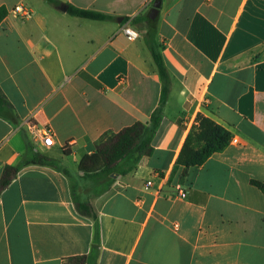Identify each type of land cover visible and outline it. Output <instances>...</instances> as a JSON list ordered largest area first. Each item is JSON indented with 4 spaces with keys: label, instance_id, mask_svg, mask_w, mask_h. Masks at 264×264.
Listing matches in <instances>:
<instances>
[{
    "label": "crops",
    "instance_id": "obj_1",
    "mask_svg": "<svg viewBox=\"0 0 264 264\" xmlns=\"http://www.w3.org/2000/svg\"><path fill=\"white\" fill-rule=\"evenodd\" d=\"M58 1L0 0V178L29 149L60 163L23 168L0 195V264L90 255L95 223L72 196L87 181L79 163L106 132L147 124L160 105L145 24L132 22L157 0ZM19 5L30 19L12 12ZM156 40L169 82L154 152L91 199L101 235L92 264H264V194L251 184L264 182V0H162ZM199 114L238 142L183 177L176 161ZM31 121L52 128L54 146L33 141Z\"/></svg>",
    "mask_w": 264,
    "mask_h": 264
},
{
    "label": "trees",
    "instance_id": "obj_2",
    "mask_svg": "<svg viewBox=\"0 0 264 264\" xmlns=\"http://www.w3.org/2000/svg\"><path fill=\"white\" fill-rule=\"evenodd\" d=\"M55 6L60 5L58 0H45ZM68 13L90 20L107 21L111 17L99 12L83 10L73 6L69 7ZM8 15L5 7H0V24ZM133 24L144 23L143 35L154 63L164 84L160 105L151 115L149 123L137 122L118 133L106 132L97 142L96 151L86 155L79 163V172L86 177V185H73L72 196L78 213L89 218L95 223V236L92 252L90 255L79 256L70 259L73 264H92L95 253L101 244L99 229V217L91 199L108 192L115 182L113 175H127L133 172L144 156H150L154 152L153 139L158 132L163 119L164 107L167 101L169 74L164 59L157 43V18L152 20L148 15L136 17ZM5 98L0 91V105L4 104ZM198 124L194 125L187 135L183 147L176 161V170L184 168L183 177L190 168L203 166L209 158L224 151L232 141L233 134L223 125L210 117L199 114ZM30 165L48 166L60 168V163L48 156L29 149L22 161L17 165H6L0 178V195L17 178L20 171ZM251 184L264 194V182L251 180Z\"/></svg>",
    "mask_w": 264,
    "mask_h": 264
},
{
    "label": "built area",
    "instance_id": "obj_3",
    "mask_svg": "<svg viewBox=\"0 0 264 264\" xmlns=\"http://www.w3.org/2000/svg\"><path fill=\"white\" fill-rule=\"evenodd\" d=\"M12 12L23 19H30L32 17V12L30 11V9L26 8L23 5L16 6ZM123 33L130 40H135L140 37V33L131 27H124ZM29 129L32 139L35 143H41L42 146L45 148H50L54 146V142H55L54 132L51 127L47 125H41L36 121H31ZM237 142H238V138L236 136H233L231 143H237ZM151 186H152V182H148L146 185L147 188H150ZM179 196L185 198L186 194L180 191Z\"/></svg>",
    "mask_w": 264,
    "mask_h": 264
},
{
    "label": "water",
    "instance_id": "obj_4",
    "mask_svg": "<svg viewBox=\"0 0 264 264\" xmlns=\"http://www.w3.org/2000/svg\"><path fill=\"white\" fill-rule=\"evenodd\" d=\"M161 4H162V0H157L155 2L154 7H153V9L151 10V12L149 14L150 19L155 20L158 17ZM61 10L63 12H66L68 10V6L67 5H62ZM121 21H122V19L119 20V22H121ZM113 177L116 178L117 175H113Z\"/></svg>",
    "mask_w": 264,
    "mask_h": 264
},
{
    "label": "rangeland",
    "instance_id": "obj_5",
    "mask_svg": "<svg viewBox=\"0 0 264 264\" xmlns=\"http://www.w3.org/2000/svg\"><path fill=\"white\" fill-rule=\"evenodd\" d=\"M76 181H77V179H76Z\"/></svg>",
    "mask_w": 264,
    "mask_h": 264
}]
</instances>
